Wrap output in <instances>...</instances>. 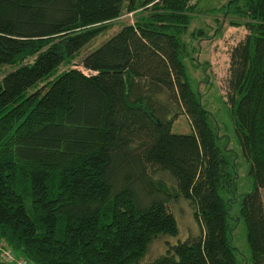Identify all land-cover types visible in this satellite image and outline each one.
Here are the masks:
<instances>
[{"label": "trees", "instance_id": "trees-1", "mask_svg": "<svg viewBox=\"0 0 264 264\" xmlns=\"http://www.w3.org/2000/svg\"><path fill=\"white\" fill-rule=\"evenodd\" d=\"M200 1L0 0V245L28 264H144L154 241L179 235L171 205L186 199L201 233L145 264H244L241 220L264 264V0L225 12L246 30L226 80L253 178L241 201L238 155L184 64ZM180 115L192 134L173 133Z\"/></svg>", "mask_w": 264, "mask_h": 264}, {"label": "rangeland", "instance_id": "rangeland-1", "mask_svg": "<svg viewBox=\"0 0 264 264\" xmlns=\"http://www.w3.org/2000/svg\"><path fill=\"white\" fill-rule=\"evenodd\" d=\"M136 1L138 4L145 2V0ZM230 1L201 0L199 2L195 12L191 15L188 31L183 37L190 53V56L184 60V64L193 90L200 96L203 107L214 119V127L220 136H225L224 141H229V149L238 155L237 198L241 201L243 197L253 192V178L250 175L251 164L242 151L240 138L226 101V80L230 66V51L244 38L246 30L243 26L232 24L234 19L225 15ZM141 14V10L136 14H125L114 24H109L103 35L95 39L84 50L83 56L100 47L102 43L115 35L123 25L135 24ZM74 68L78 67L75 66ZM79 69L86 75L92 74L83 68ZM63 70L65 68H62L60 72ZM7 71H9L8 68H3L0 71V77ZM173 133L192 134V127L185 115H180L175 121ZM261 194L264 203V189ZM235 206L238 209L239 204ZM171 210L178 222L179 235L175 238L162 237L154 241L150 246L145 263L165 255L170 245L179 241H186L191 236H198L202 231L200 223L196 220L195 210L188 200L182 199L173 203ZM235 211H233V216H237L238 210ZM233 245L237 249L238 259L241 263L255 264L248 243L247 227L244 220H241L237 225Z\"/></svg>", "mask_w": 264, "mask_h": 264}, {"label": "built area", "instance_id": "built-area-1", "mask_svg": "<svg viewBox=\"0 0 264 264\" xmlns=\"http://www.w3.org/2000/svg\"><path fill=\"white\" fill-rule=\"evenodd\" d=\"M199 0H191L190 6H195ZM0 253L1 258L7 262L12 264H28L26 260L23 258H19L16 254H14L10 249L5 248L3 245H0Z\"/></svg>", "mask_w": 264, "mask_h": 264}]
</instances>
